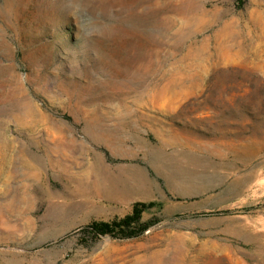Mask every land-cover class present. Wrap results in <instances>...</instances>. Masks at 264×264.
I'll list each match as a JSON object with an SVG mask.
<instances>
[{
    "label": "rangeland",
    "instance_id": "obj_1",
    "mask_svg": "<svg viewBox=\"0 0 264 264\" xmlns=\"http://www.w3.org/2000/svg\"><path fill=\"white\" fill-rule=\"evenodd\" d=\"M0 264H264V0H0Z\"/></svg>",
    "mask_w": 264,
    "mask_h": 264
},
{
    "label": "trees",
    "instance_id": "obj_2",
    "mask_svg": "<svg viewBox=\"0 0 264 264\" xmlns=\"http://www.w3.org/2000/svg\"><path fill=\"white\" fill-rule=\"evenodd\" d=\"M143 212L144 209L141 206H137L132 214L123 219L96 224L93 226L94 234L100 236H122L123 238L137 237L149 228V225L143 222Z\"/></svg>",
    "mask_w": 264,
    "mask_h": 264
}]
</instances>
